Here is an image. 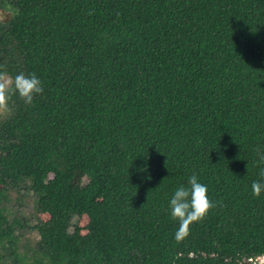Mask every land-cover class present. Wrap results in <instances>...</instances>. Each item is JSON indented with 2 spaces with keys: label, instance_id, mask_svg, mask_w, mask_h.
Wrapping results in <instances>:
<instances>
[{
  "label": "trees",
  "instance_id": "1",
  "mask_svg": "<svg viewBox=\"0 0 264 264\" xmlns=\"http://www.w3.org/2000/svg\"><path fill=\"white\" fill-rule=\"evenodd\" d=\"M5 82L0 264L264 261V0H0ZM193 173L213 206L177 241Z\"/></svg>",
  "mask_w": 264,
  "mask_h": 264
},
{
  "label": "clouds",
  "instance_id": "2",
  "mask_svg": "<svg viewBox=\"0 0 264 264\" xmlns=\"http://www.w3.org/2000/svg\"><path fill=\"white\" fill-rule=\"evenodd\" d=\"M11 90L25 103H31L33 97L42 92L41 81L34 73L25 75L21 72L14 77ZM8 91L7 83H0V106L6 104ZM261 161H264V156L261 157ZM258 176L260 179L254 180L251 184L254 196L264 192V167L259 169ZM212 206L207 194V185L201 183L193 173L187 178V185L181 184L172 191L167 202L170 216L179 225L174 232V239L179 241L185 238L189 232V225L203 219Z\"/></svg>",
  "mask_w": 264,
  "mask_h": 264
},
{
  "label": "rangeland",
  "instance_id": "3",
  "mask_svg": "<svg viewBox=\"0 0 264 264\" xmlns=\"http://www.w3.org/2000/svg\"><path fill=\"white\" fill-rule=\"evenodd\" d=\"M7 80V79H6ZM4 156L7 157L6 154H3L2 152H0V158H2ZM86 182V177L85 175L82 173V172H76L70 179H69V186L68 188L69 189H73L75 187H78V186H81L83 183ZM40 186H37V188H39ZM0 189H3V186H1V182H0ZM85 215L83 217H78L76 219V224L78 225V227L80 229L82 228H85ZM49 219V215L46 213V212H43V211H39V210H33L32 211V214H31V217H30V220L31 221H34L35 223H44L46 222L47 220ZM83 233H84V229H82ZM264 257V256H263ZM262 257H260L258 259V257L256 258V261H258L260 264H264L263 260H261Z\"/></svg>",
  "mask_w": 264,
  "mask_h": 264
}]
</instances>
